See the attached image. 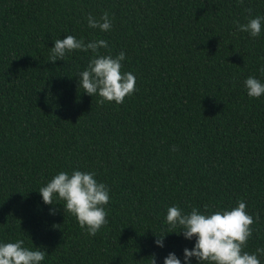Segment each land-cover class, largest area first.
Wrapping results in <instances>:
<instances>
[{"label":"trees","instance_id":"1","mask_svg":"<svg viewBox=\"0 0 264 264\" xmlns=\"http://www.w3.org/2000/svg\"><path fill=\"white\" fill-rule=\"evenodd\" d=\"M105 11L112 30L89 28L88 15ZM257 16L264 0H0V243L41 248L42 264H151L153 254L163 264L169 253L183 264L195 238L169 232L167 209L243 200L255 220L245 251L264 248V95L244 86L264 83V26L256 38L237 27ZM66 35L124 52L134 94L120 105L85 94L91 51L49 60ZM74 170L110 190L95 236L38 192Z\"/></svg>","mask_w":264,"mask_h":264},{"label":"clouds","instance_id":"2","mask_svg":"<svg viewBox=\"0 0 264 264\" xmlns=\"http://www.w3.org/2000/svg\"><path fill=\"white\" fill-rule=\"evenodd\" d=\"M243 5L244 0H238ZM251 13V9H246ZM114 17L105 11L99 18L88 15V27L99 29L101 32H109L113 27ZM264 26V17L250 18L247 23L239 24L238 31L249 33L251 37H259ZM100 49H108V42L97 39L85 43L83 39H77L73 35H66L63 40L56 39L51 48L49 60L55 63L63 61L66 54L74 51L93 53L88 66L79 73L78 85L89 96L100 98L99 103L115 102L123 104L126 97H131L136 91V77L131 72H123L122 62L125 53L117 56L103 55ZM264 74V67L260 69ZM247 95L258 99L264 95V83L249 76L244 81ZM218 115V114H217ZM175 147L173 151H177ZM45 205H55V200L64 202V213L74 216L81 229L90 236H95L108 224V212L106 206L110 202L109 188L95 179L93 172H81L74 170L71 174L61 171L56 174L45 186L39 189ZM247 205L243 200L238 201L236 207L227 210L219 209L212 212L205 206V212L192 208L185 213L179 206H171L167 209L166 223L169 232L180 228L178 235H183L186 240L195 238L194 247L183 250V264H190L193 258L198 264H261L259 256H264V248H257L255 253L245 251L248 241L253 235L252 225L255 220L247 212ZM53 208L50 214L55 215ZM258 219V217H256ZM167 235L156 236V246L163 248L164 238ZM24 240L16 242L0 243V264H42L47 252L41 248L30 249L24 246ZM151 264H156L153 254ZM163 264H181V260L169 253Z\"/></svg>","mask_w":264,"mask_h":264}]
</instances>
